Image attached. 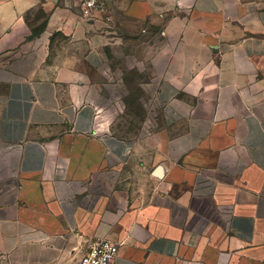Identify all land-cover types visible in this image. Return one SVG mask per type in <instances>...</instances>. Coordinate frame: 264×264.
Wrapping results in <instances>:
<instances>
[{"label": "crops", "instance_id": "obj_1", "mask_svg": "<svg viewBox=\"0 0 264 264\" xmlns=\"http://www.w3.org/2000/svg\"><path fill=\"white\" fill-rule=\"evenodd\" d=\"M0 0V57L46 12L103 74L148 37L163 130L135 143L56 75L0 68V264H77L98 238L114 264H264V0ZM123 16V17H122ZM156 139V138H155ZM156 186L150 200L138 201Z\"/></svg>", "mask_w": 264, "mask_h": 264}, {"label": "rangeland", "instance_id": "obj_2", "mask_svg": "<svg viewBox=\"0 0 264 264\" xmlns=\"http://www.w3.org/2000/svg\"><path fill=\"white\" fill-rule=\"evenodd\" d=\"M45 20L46 12L41 8L27 15L30 35L18 37L10 54L0 57L1 70L11 76L33 77L56 75L60 66L63 68V81L59 86L61 99L97 104L98 129L135 143L157 142L164 121L160 116L147 47L158 42V38L144 39L142 45L129 50L124 62L116 66L109 64L101 74L87 65L79 47L62 33L44 36ZM135 187L151 190L139 191L140 196L136 199L140 202L150 200L154 195L152 190L156 188L153 183L139 179H136Z\"/></svg>", "mask_w": 264, "mask_h": 264}, {"label": "built area", "instance_id": "obj_3", "mask_svg": "<svg viewBox=\"0 0 264 264\" xmlns=\"http://www.w3.org/2000/svg\"><path fill=\"white\" fill-rule=\"evenodd\" d=\"M105 0H82L84 16H91L93 12H104ZM119 251V244L106 238L94 240L77 264H114Z\"/></svg>", "mask_w": 264, "mask_h": 264}, {"label": "trees", "instance_id": "obj_4", "mask_svg": "<svg viewBox=\"0 0 264 264\" xmlns=\"http://www.w3.org/2000/svg\"><path fill=\"white\" fill-rule=\"evenodd\" d=\"M46 23V22H45ZM44 27H45V25H44ZM34 35H37L36 33H34Z\"/></svg>", "mask_w": 264, "mask_h": 264}]
</instances>
